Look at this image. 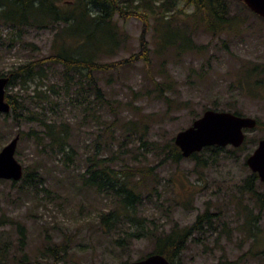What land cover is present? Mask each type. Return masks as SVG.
Here are the masks:
<instances>
[{"label": "rangeland", "instance_id": "374dc122", "mask_svg": "<svg viewBox=\"0 0 264 264\" xmlns=\"http://www.w3.org/2000/svg\"><path fill=\"white\" fill-rule=\"evenodd\" d=\"M162 1L140 0L153 16L147 32L141 17L116 15L113 27L119 43L93 50L98 61H123L94 72L104 101L89 91L81 98L83 107L77 106L65 92L60 64L46 67L47 73L34 80L7 85L36 119L0 114V149L20 134L16 157L24 173L40 164L43 177L27 186L21 180H0V237L9 244V253L0 251V264H48L54 260L48 246L54 245L61 248L60 264H122L153 253L155 245L145 237L119 246L117 230H105L99 217L113 208V199L83 185L88 157L113 154L118 167L129 163L137 169L135 180L142 194L138 211L155 226L188 227L200 214L211 213L209 221L194 229L175 264H264V200L257 195L264 194V181H251L253 170L246 162L264 129L246 128L241 149L228 144L218 152L203 150L205 164L191 156L171 159L166 148L170 140L175 142L177 131L216 104L226 108L230 103L229 110L237 107L255 117L264 114V86L245 77L249 66L264 62V18L242 0H230L232 28L214 35L195 23L186 0L179 1L173 15L160 7ZM124 5L129 11L134 4L128 0ZM165 15H170L174 29H165L163 36L173 46L162 47L159 22H166ZM64 27L65 23L28 27V45L0 47V72L62 45L77 46V36L66 34ZM0 30L6 33L10 28L1 24ZM104 31L108 29L95 30L96 41L91 43L103 42ZM181 32V38L189 36L193 43L188 50L175 43ZM142 35L150 48L149 61L140 58ZM27 111L23 109L24 115ZM42 120H55L68 131L66 147L72 158L51 142ZM136 127L147 134L141 137ZM20 225L26 231L23 247ZM119 226L130 224L125 219Z\"/></svg>", "mask_w": 264, "mask_h": 264}, {"label": "trees", "instance_id": "16d2710c", "mask_svg": "<svg viewBox=\"0 0 264 264\" xmlns=\"http://www.w3.org/2000/svg\"><path fill=\"white\" fill-rule=\"evenodd\" d=\"M126 1L128 0H72L67 3L61 0H0V25L4 24L10 28V31L6 33L0 30V47H18L22 45V43L23 45H28L29 42L24 40V35L28 27L35 25L49 26L58 23H65L63 30L66 34L76 35L77 37L75 39L78 43V45L73 48L71 46L62 45L55 52L44 55L38 59L19 61L7 72L1 71L0 75L9 76L8 86H10L18 81L19 83H26L34 80L47 73L46 67L48 68L60 64L65 76V92L72 97L77 106L83 107V100L81 98L85 97L86 93L89 91H94V93L99 96V99L104 101V91L99 86L94 72L96 70L115 67L123 61H113L109 63L98 61L95 58L96 53L93 50H97V48L102 45L111 46L119 43L120 39L113 27L116 15L120 17L126 15L141 17L144 22V32H147L153 24L151 21L153 16L152 13H150V9L147 10V4L140 3V0H137V3L136 0H131V3L134 5L127 11L124 5ZM179 1L180 0H164L160 7H163L165 11L168 10L173 15ZM186 2V6L193 7L191 15L195 17V23L203 27L204 30L217 35L225 32L228 28H232L233 22L229 14L230 0H186ZM242 2L248 7L243 0ZM256 14L264 18V16L258 13ZM169 16L170 15H165V19L168 18L166 20L168 23L162 20L159 22L161 26L163 25L160 29L162 33L160 44L162 47L173 46L167 45L163 36V31L165 29H174L170 26L169 22H171V17ZM99 28H106L109 32L104 31L103 42H100L101 44L99 42L93 44L91 42L96 41L92 40L95 38V30ZM182 34L181 32L178 37L179 39L175 41V43L177 42L176 44H178L179 48L188 50L193 43L190 41L189 36L181 38ZM87 42L91 45L88 49H85L84 47L87 45ZM140 49L142 54L140 58L149 61L150 48L144 35L141 36ZM245 77L248 82L255 78V83L258 86H264V62L249 66L245 73ZM86 84H88L89 87H86ZM8 86L6 97L11 103V110L0 112V114L5 115V117L12 116L15 120H18L22 116L35 120V113L30 110V106L22 103L21 107L17 97L11 94ZM57 92H59V90H57ZM260 92L263 93V91ZM227 104L230 107V103ZM217 106L216 104L213 108L222 110L232 109L227 106L226 108H218ZM19 109H21V112H19ZM23 109L28 110L25 115ZM234 112L243 114L237 107L234 109ZM256 118L258 120L256 127L264 129V114L258 112ZM139 123L140 121L136 122V126ZM42 124L51 142L56 143L59 146V150L63 151L67 157L70 158L72 154H70L68 147H66L70 144L68 131L60 129L55 120H42ZM145 132L146 131H143L142 128L136 127L135 133H143L141 137L147 134ZM244 143H246V138L242 145L233 146L232 149H241ZM70 148H72V151L75 150L73 146ZM166 148L167 156L171 159L178 160L184 156L179 146L172 140L166 143ZM225 148L226 146L222 145H210L204 147L200 151L193 152L190 156L197 159V163L205 164L206 161L200 156L203 150L218 152L220 149ZM88 158L89 161L87 163L86 174H84L85 178L82 179L83 185L95 188L99 193H103L109 200L113 199V208L103 210L99 215L101 223L105 225V230L109 232L117 230L118 233L115 237V242L119 246H127L134 240L144 237L148 238L155 245V251L153 253H161L175 264V260L186 247L194 229H198V227L201 228L204 221H209L211 213L206 211L200 214L195 223L188 227H180L175 223L174 226L167 230L159 228L155 226L154 220H150L146 215H142L138 211V206L142 202V194L135 180L137 169L131 167L129 163L118 167L115 163L117 159L115 154L110 157L106 155L96 157L93 155ZM40 166V164H37V167L32 172L26 167L27 172L23 174L22 178L19 180L12 179V183L16 184L21 180L24 185L27 186L37 179L42 178ZM33 172H37L38 177L36 179L34 178L36 174H33ZM257 178H260L258 173L253 171L251 174V181ZM0 180L6 179L0 178ZM250 188L253 189L252 183H250ZM257 195L261 200H264L263 193L257 192ZM125 219H127L130 224L127 228L119 226ZM19 233L22 236L20 238V245L23 247L25 245L24 240L26 236L25 227L23 225H20ZM48 248L53 253L54 257V260L48 264H60L62 259V254L59 253L58 250L61 249L60 245L48 246ZM63 249V253H66L67 248L65 247ZM0 251H2L4 255H6V252L9 253V244L6 246L5 241H2L1 237Z\"/></svg>", "mask_w": 264, "mask_h": 264}, {"label": "water", "instance_id": "95a60500", "mask_svg": "<svg viewBox=\"0 0 264 264\" xmlns=\"http://www.w3.org/2000/svg\"><path fill=\"white\" fill-rule=\"evenodd\" d=\"M254 12L264 16V0H243ZM9 76L0 75V112L11 110L6 97ZM257 118L239 114L231 110L207 108L193 122L177 131L174 141L184 156H190L210 145L240 146L246 138L245 129L256 127ZM20 134L15 135L0 149V178L19 180L24 174V166L16 157ZM249 167L264 181V137L260 138L246 158ZM122 264H173L161 253L147 256Z\"/></svg>", "mask_w": 264, "mask_h": 264}]
</instances>
